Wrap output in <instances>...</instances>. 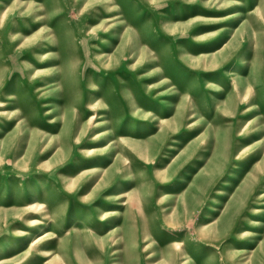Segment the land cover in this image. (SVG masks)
<instances>
[{
    "label": "rangeland",
    "instance_id": "1",
    "mask_svg": "<svg viewBox=\"0 0 264 264\" xmlns=\"http://www.w3.org/2000/svg\"><path fill=\"white\" fill-rule=\"evenodd\" d=\"M0 264H264V0H0Z\"/></svg>",
    "mask_w": 264,
    "mask_h": 264
},
{
    "label": "bare ground",
    "instance_id": "2",
    "mask_svg": "<svg viewBox=\"0 0 264 264\" xmlns=\"http://www.w3.org/2000/svg\"><path fill=\"white\" fill-rule=\"evenodd\" d=\"M94 152V150H91V151H89V153H93ZM105 171L106 170H104L103 168H98V167H94L91 171H89V170H87V171H84L82 174H81V177H83V176H85L84 174L85 173H92V174H97V175H101V174H104L105 173ZM100 173V174H99ZM105 176H106V174H104L103 176H101L100 177V179H99V183L95 186V188H97V186H98V188L106 181L105 180ZM42 239V238H41ZM39 241H40V239L39 240H34V241H32V243H31V247H34V246H36L38 243H39ZM180 244H182V243H180ZM176 245H178V244H176Z\"/></svg>",
    "mask_w": 264,
    "mask_h": 264
}]
</instances>
